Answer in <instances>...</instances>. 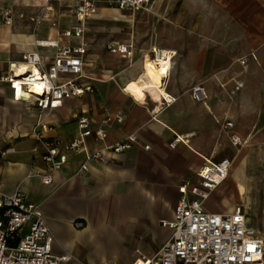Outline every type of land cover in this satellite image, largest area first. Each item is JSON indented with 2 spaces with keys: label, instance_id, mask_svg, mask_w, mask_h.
I'll use <instances>...</instances> for the list:
<instances>
[{
  "label": "crops",
  "instance_id": "crops-1",
  "mask_svg": "<svg viewBox=\"0 0 264 264\" xmlns=\"http://www.w3.org/2000/svg\"><path fill=\"white\" fill-rule=\"evenodd\" d=\"M95 1L97 13L77 39L61 37L77 24L71 0L53 2L49 20L39 27L28 18L40 15L47 0H0V13L6 6L14 10L10 26L0 15V76L29 67L32 54L41 69H50L55 50L36 47L35 38L86 44L82 82L92 92L43 112L50 127L45 140L74 139L80 116L92 117L94 129L107 114L126 116L120 124L102 125L104 143L87 138L88 150H101L105 162L91 160L87 171L76 175L84 156H71L44 185L31 175L46 171L44 151L32 136L40 110L15 99L10 84L0 81L2 191L19 189L39 204L54 237L53 253L72 257L65 264H130L138 255L152 257L170 238L166 224L173 221L179 189L196 181L204 159L229 158V174L204 208L230 213L240 205L247 226L264 240V0H149L134 14ZM128 41L134 44L131 58L106 49ZM154 48L172 55L158 87L150 84L145 67ZM70 78L60 75V80ZM237 81L243 86L231 94ZM194 86L203 88L204 101L192 98ZM165 95L176 100L162 107ZM228 121L232 128L225 127ZM231 133L245 140L238 150L229 141ZM129 134L138 139L131 149H104ZM176 136L182 142L170 148ZM77 221L83 226L76 227Z\"/></svg>",
  "mask_w": 264,
  "mask_h": 264
},
{
  "label": "built area",
  "instance_id": "built-area-1",
  "mask_svg": "<svg viewBox=\"0 0 264 264\" xmlns=\"http://www.w3.org/2000/svg\"><path fill=\"white\" fill-rule=\"evenodd\" d=\"M60 1L62 0H47L43 12L28 19L35 27L41 26L44 21L49 20L51 4ZM71 1V11L77 24L64 30L61 37L81 39L85 22L97 13V3L95 0ZM106 2L120 11L134 14L145 10L149 0ZM0 15L3 25H12L14 10L11 6L4 7ZM50 25L56 27L57 22L53 20ZM34 45L55 50L54 62L50 69H41L37 55L32 54L28 57L31 62L28 68L2 75L0 81L10 84L15 99H22L40 110L32 136L44 151L42 161L46 165V171H37L31 175L38 177L42 184L49 185L53 182L54 173L60 170L71 156H84V162L76 171V175H83L87 171V163L91 160L105 162L101 150H88L87 138L93 137L96 142L104 143L107 133L102 125L120 124L126 116L122 112L107 114L97 129L93 128L96 121L92 117L80 116L74 139L67 143L45 140L43 134L48 132L50 127L44 121L43 112L59 108L65 100L92 92V87L89 83L82 82L86 49L83 41L78 46H70L61 44L59 40L35 38ZM106 49L113 55L131 58L134 44L131 41L109 43ZM159 54L161 58L166 55L170 60L172 58L167 52L155 48L149 57L156 58ZM61 74H70L72 78L60 80ZM242 86L241 82H235L230 93L234 94ZM190 94L197 102L206 98L200 86L192 87ZM175 100V97L163 96L162 107L169 106ZM225 127L232 128L233 123L228 121ZM229 141L237 150L245 144V140L236 133L229 135ZM180 142L181 137L176 136L169 146L175 148ZM137 143L136 135L129 134L120 142L107 145L104 149L122 153ZM144 149L149 150L150 147L144 146ZM232 164L233 160L229 158L216 162L204 159L196 173V181L186 182L179 189L181 196L175 207L173 221L166 224L172 230L170 238L152 257L138 255L130 264H264V240L247 226L240 205L235 206L230 213H213L204 208V202L227 178ZM75 226L82 227L83 223L77 221ZM53 243L54 237L39 204L29 202L19 189L12 194H6L0 186V264H65L72 260L68 254L55 255L52 251Z\"/></svg>",
  "mask_w": 264,
  "mask_h": 264
},
{
  "label": "bare ground",
  "instance_id": "bare-ground-1",
  "mask_svg": "<svg viewBox=\"0 0 264 264\" xmlns=\"http://www.w3.org/2000/svg\"><path fill=\"white\" fill-rule=\"evenodd\" d=\"M146 76L150 80V84L158 87L164 76H167L170 64V58L166 55L161 58V55H157L156 58H146ZM28 68V67H27ZM23 68L22 71H24ZM163 93V92H162Z\"/></svg>",
  "mask_w": 264,
  "mask_h": 264
},
{
  "label": "rangeland",
  "instance_id": "rangeland-1",
  "mask_svg": "<svg viewBox=\"0 0 264 264\" xmlns=\"http://www.w3.org/2000/svg\"><path fill=\"white\" fill-rule=\"evenodd\" d=\"M106 263H107V264H114V262H111V261H110V262H106Z\"/></svg>",
  "mask_w": 264,
  "mask_h": 264
}]
</instances>
